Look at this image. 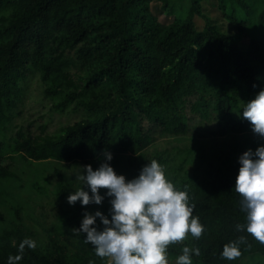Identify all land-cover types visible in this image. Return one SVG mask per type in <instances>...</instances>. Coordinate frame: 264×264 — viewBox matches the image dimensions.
<instances>
[{"label":"trees","instance_id":"trees-1","mask_svg":"<svg viewBox=\"0 0 264 264\" xmlns=\"http://www.w3.org/2000/svg\"><path fill=\"white\" fill-rule=\"evenodd\" d=\"M154 2L162 16L152 12ZM203 2L213 5L234 31L219 29L204 13ZM196 17L203 26L198 27ZM74 62L88 71L80 92L67 98L91 96L82 102L85 117L55 135L35 137L17 123L28 74L38 75L44 95L62 99L58 107H64L66 94L60 89ZM102 86L106 95L98 94ZM261 88L264 0H190L188 7L181 0H0V161L26 165L21 174L27 176L23 182L0 166V205L7 212L0 218V264H7L25 237L37 246L26 247L18 264H108L85 243L86 234L75 229L85 209L108 214L109 198L101 205L69 204L68 193L80 184L71 188L60 180L49 191L46 169L50 161H82L95 169L104 150L112 153L110 164L126 179L156 159L178 188H187L205 231L199 239L188 235L169 245L171 257L182 254L187 244L200 249L193 256L200 264L264 258V244L235 230L245 216L242 196L234 188L238 157L261 143L248 139L233 145L206 178L200 177L204 158L199 146L161 149L155 144L157 134L184 136L191 125L210 120L214 136L253 132L242 106ZM44 196L57 204L49 226L36 217ZM240 235L247 236L242 255L232 261L221 258L223 245Z\"/></svg>","mask_w":264,"mask_h":264},{"label":"clouds","instance_id":"clouds-1","mask_svg":"<svg viewBox=\"0 0 264 264\" xmlns=\"http://www.w3.org/2000/svg\"><path fill=\"white\" fill-rule=\"evenodd\" d=\"M243 118L252 131L264 137V88L242 106ZM104 160L95 169L84 165L76 175L80 186L67 195L69 204L101 205L105 197L111 207L108 214L99 209H85L77 233H84L97 257L108 264H169L168 247L191 235L199 239L205 225L194 215L195 204L190 202L187 188H178L156 159L145 164L131 179L117 174L110 161L113 155L103 151ZM235 190L242 196L240 209L244 222L235 230L250 235L264 244V144L249 148L239 157ZM85 186L88 190H86ZM101 189H106L102 194ZM99 221V222H98ZM247 236L240 235L222 247L221 258L232 261L242 255L241 245ZM37 242L25 237L18 244L17 253L7 257V264H18L25 248L35 249ZM200 255L198 247L182 249L173 264H193V256ZM89 264H94L89 261Z\"/></svg>","mask_w":264,"mask_h":264},{"label":"rangeland","instance_id":"rangeland-1","mask_svg":"<svg viewBox=\"0 0 264 264\" xmlns=\"http://www.w3.org/2000/svg\"><path fill=\"white\" fill-rule=\"evenodd\" d=\"M185 7H188L190 0H181ZM152 12L162 16L160 5L158 3L152 4ZM204 13L216 21L219 25V29L225 32H232L234 28L226 24L220 13L216 8L208 2H203ZM198 27L203 26L204 22L200 17H196ZM72 53H69L70 57L74 60ZM67 70V78L65 85L60 89L61 94H66L64 100L67 101L64 107H58L61 100L57 97L51 99L44 95L43 85L38 75L28 74L25 80V92L23 103L21 106V115L17 119V123H22L26 128H29L35 137H43L45 135H55L61 131L63 127L72 125L73 123L83 119L87 113L85 108L82 106L83 101L90 99L88 93H84L82 97L74 100H69L67 96L71 93H79L83 84L81 78L87 73L88 70H84L79 62L72 63ZM71 82V84L69 83ZM106 86H102L98 90V94L104 93ZM63 101V100H62ZM61 108V109H60ZM215 130L214 121L210 120L191 125L189 132L184 136H164L157 134L155 135L156 145L161 149L178 147L184 150L190 149L191 147H200L201 156L204 158L203 164L199 169L200 177H210L216 166L231 152V148L235 144L245 142L248 139H256L261 144H264V137L259 136L254 132L245 134H227L225 136H214L212 132ZM84 165H88L82 161H63L48 162L46 169L48 172V185L49 191L53 188L54 184L60 180H64L71 188H74L79 181L75 180L76 175L81 171ZM0 166L9 167V170L15 175L20 176L23 182L27 179V176L21 174L26 168V165L12 161L5 158L0 161ZM25 171V170H24ZM39 206L36 211L37 221L43 226H49L53 223L56 216V201L50 199L48 196H44L39 201ZM7 212L0 205V218H6ZM31 224V222H29ZM36 229H38L36 227ZM41 233V230L38 229ZM186 241V240H185ZM176 258L171 257L168 254L169 264H173ZM193 264H200L195 263ZM242 264H264V258L255 255L248 258Z\"/></svg>","mask_w":264,"mask_h":264}]
</instances>
